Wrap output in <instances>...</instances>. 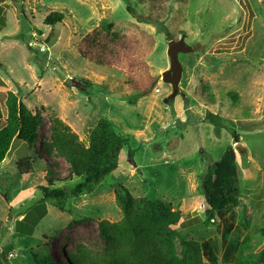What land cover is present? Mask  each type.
I'll list each match as a JSON object with an SVG mask.
<instances>
[{"label": "rangeland", "instance_id": "1", "mask_svg": "<svg viewBox=\"0 0 264 264\" xmlns=\"http://www.w3.org/2000/svg\"><path fill=\"white\" fill-rule=\"evenodd\" d=\"M130 4L140 12L138 0ZM182 5L174 6L165 24L172 40L184 38L192 52L178 56L182 79L171 97V86L161 81L169 67V41L152 26L138 23L122 0L0 1L2 112L12 92L42 116L36 145L40 160L32 173L18 175L20 160L38 159L18 140L0 166V242L6 230L14 232L10 249L0 246V264H37L31 254H49L65 264L63 257L77 244L101 251L98 222L121 219L114 203L117 184L134 197L177 207L180 224L203 220L200 177L206 164L220 160L229 146L239 171L235 211L245 224L242 234L251 236L255 252L264 247V239L255 233L264 227V0H187ZM54 12L64 15L63 22L44 26L46 15ZM103 19L116 25L112 30L118 39L96 31ZM67 79L78 86H67ZM207 114L217 115L239 135L245 156L236 151L229 132L215 134L205 121ZM53 115L80 140L86 141L100 118L125 139L118 168L92 194L71 196L69 191L81 180L69 178L67 163L46 157L41 149ZM46 167L57 180L49 191L60 192L41 203V188L52 176ZM19 195L26 198L21 211L35 208L22 229L10 220L13 212L8 210ZM39 216L43 218L33 223ZM24 229L31 236L18 235Z\"/></svg>", "mask_w": 264, "mask_h": 264}, {"label": "trees", "instance_id": "2", "mask_svg": "<svg viewBox=\"0 0 264 264\" xmlns=\"http://www.w3.org/2000/svg\"><path fill=\"white\" fill-rule=\"evenodd\" d=\"M186 1L138 0V12L131 6L130 0H122L138 23L152 26L168 41L173 38L165 21L173 14L174 6L185 5ZM63 20V14L54 12L46 15L43 24L52 27ZM115 26L103 19L96 31L115 40L120 37L118 32L112 30ZM20 40L26 42L23 36H20ZM28 49L38 54L35 49ZM4 106L3 114L0 105V166L13 140L25 143L28 151L38 158L36 145L38 130L42 125L40 111L32 113L12 92L7 93ZM205 121L213 126L216 135L224 129L230 133L234 143L239 142V135L225 126L217 115L207 114ZM124 145L125 139L115 132L105 118L97 120L89 130L86 141H83L53 115L48 140L41 149L46 157L62 158L67 163L69 178L81 180L69 191L71 196L76 197L92 194L118 168ZM37 160L40 158L20 160L16 165L18 175L31 174ZM47 167V172L52 176L47 179V186L41 188V202L60 192L57 189L49 191L48 187L57 180L53 178L54 172ZM239 184L235 153L229 146L220 160L206 164L200 177L204 219L192 218L182 224V212L177 207L172 208L162 201L145 197H134L123 185L117 184L114 187V203L120 210L121 219L115 223L107 220L98 222L99 238L104 248L94 252L77 244L72 252H65L63 261L65 264H264V247L255 252L251 246V236L242 234L245 224L238 220L235 211ZM235 233L237 236L233 239ZM255 233L264 239V227L256 229ZM44 245L49 247L48 244ZM31 255L37 264H58L49 254L40 255V258Z\"/></svg>", "mask_w": 264, "mask_h": 264}, {"label": "water", "instance_id": "3", "mask_svg": "<svg viewBox=\"0 0 264 264\" xmlns=\"http://www.w3.org/2000/svg\"><path fill=\"white\" fill-rule=\"evenodd\" d=\"M191 52L192 48L185 43L184 38L178 39L176 41L170 40L167 43L166 54L169 59V67L161 74V81L171 86V97H176L178 93V87L182 79L183 70L178 56L180 54H189ZM65 83L69 87L78 86V84L72 79H67ZM234 147L238 153H240L242 156H245L246 151L242 146L239 145V143H235Z\"/></svg>", "mask_w": 264, "mask_h": 264}, {"label": "crops", "instance_id": "4", "mask_svg": "<svg viewBox=\"0 0 264 264\" xmlns=\"http://www.w3.org/2000/svg\"><path fill=\"white\" fill-rule=\"evenodd\" d=\"M21 194H25V193L22 192ZM20 197H21V195H19L17 197L16 196H13V199L14 200H13V202H11L12 205H11V207L8 210H9L10 213L13 212V216L10 218V220L11 221H14L16 223V226L17 227H20L22 229V227L24 226L23 224H24V220L26 219L27 213L33 212L35 210V208H31L27 212L24 211V210L21 211L22 208H23V205L22 204H24V202H26V198L20 199ZM38 203H39V201H38ZM45 207H46L45 212L48 213L49 212V209H51L50 208L51 206L47 204ZM39 217H36L39 220L38 221H34L33 220V223L39 222L43 218V216H42L41 219ZM5 218H7V217L5 216ZM17 227H16V229H18ZM19 231L22 233V234L20 232L18 233V235H20V236H23V237L31 236V233H28L26 229H24V232H22L21 230H19ZM6 232H7V235L6 234H2V239H4V240H2L0 242V246H2L4 248V250L6 249V251H7V249H10V246H9L10 239L9 238L10 237L13 238V235H11V234H13L14 232L12 233L9 230H6ZM8 235H9V237H8ZM10 255L11 254H8V257Z\"/></svg>", "mask_w": 264, "mask_h": 264}]
</instances>
